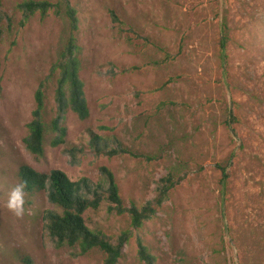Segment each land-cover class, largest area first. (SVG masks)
I'll use <instances>...</instances> for the list:
<instances>
[{
  "label": "rangeland",
  "instance_id": "374dc122",
  "mask_svg": "<svg viewBox=\"0 0 264 264\" xmlns=\"http://www.w3.org/2000/svg\"><path fill=\"white\" fill-rule=\"evenodd\" d=\"M19 1L3 0L11 9ZM71 2L80 18V76L90 113L81 120L68 112L67 142L52 148L48 141L41 164L22 137L34 92L65 44L66 18L34 17L14 46L0 45V246L1 239L11 242L33 264H103L98 249L74 256L77 249L43 245L42 193L25 197L22 217L8 209L19 163L58 168L73 180H97L106 165L128 206L151 199L156 181L180 165L186 178L139 231L156 264H264V0ZM53 90L51 83L48 118ZM106 143L127 153L98 152ZM72 147L83 154L73 158ZM219 163L231 172L226 201ZM85 217L92 229L112 235L130 227L128 215L112 214L106 204ZM136 242L124 246L120 264H142ZM1 252L0 264H23Z\"/></svg>",
  "mask_w": 264,
  "mask_h": 264
},
{
  "label": "trees",
  "instance_id": "16d2710c",
  "mask_svg": "<svg viewBox=\"0 0 264 264\" xmlns=\"http://www.w3.org/2000/svg\"><path fill=\"white\" fill-rule=\"evenodd\" d=\"M53 14L66 18L68 35L59 56L53 60L48 73L34 92V107L22 137L25 151L38 164L47 159L48 141L52 148L67 142L68 127L65 120L68 112L77 114L81 120H85L90 113L85 99V84L80 76L82 62L79 54L82 48L77 37L80 18L71 0H21L13 9L0 0V45L9 42L11 47L14 46L20 31L32 18L40 16L44 19ZM113 18L116 21L118 19L115 14ZM226 47L227 39L223 34L221 56L225 65L228 58ZM1 80L0 75V92H2ZM51 83L54 86L55 113L48 118L47 90ZM235 120L231 112L230 126ZM232 131L235 132L233 128ZM99 140L97 135L92 138L90 143L93 148L99 145ZM97 151L109 156L127 153L125 148L107 143L102 150ZM67 152L73 158L83 154V150L76 147L70 148ZM217 166L221 173L219 179L221 198L226 201L230 192L231 172L228 170V165L219 163ZM2 167L0 166V171H3ZM186 176L187 173L183 172L182 166L172 167L165 176L156 181L151 199L142 205L132 203L130 206L125 203L115 173L106 165L100 167L97 180L87 177L73 180L61 169L43 170L25 161L17 165L14 179L15 185L20 183L26 185L25 197H36L42 193L47 200V205L41 213V240L44 246L55 250L77 249L72 253L74 256H85L98 249L103 254V264H120L124 246L136 238L139 261L142 264H156V256L144 244L139 231L144 223L152 219L158 209L170 199L171 193ZM31 201L30 198L28 203ZM103 204H106L107 210L112 214L128 215L130 227L122 230L118 235L92 229L87 223L85 214L89 210L99 209ZM6 241L1 239L0 249L3 255L6 254L7 258L11 259L10 261L33 264V260L28 255H21L15 249L16 246L10 247L11 242Z\"/></svg>",
  "mask_w": 264,
  "mask_h": 264
},
{
  "label": "clouds",
  "instance_id": "9594fccd",
  "mask_svg": "<svg viewBox=\"0 0 264 264\" xmlns=\"http://www.w3.org/2000/svg\"><path fill=\"white\" fill-rule=\"evenodd\" d=\"M25 187L24 183L17 184L9 193L7 207L17 217H22L25 212Z\"/></svg>",
  "mask_w": 264,
  "mask_h": 264
}]
</instances>
